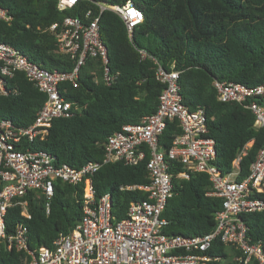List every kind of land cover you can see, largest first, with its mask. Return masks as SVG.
<instances>
[{"label": "trees", "instance_id": "trees-1", "mask_svg": "<svg viewBox=\"0 0 264 264\" xmlns=\"http://www.w3.org/2000/svg\"><path fill=\"white\" fill-rule=\"evenodd\" d=\"M131 2L143 15L128 39L122 20L99 6L124 5ZM10 21L0 20V44L11 46L43 70L69 73L73 64L68 56L57 53L55 37L49 28L61 25L66 17L84 19L90 10L99 17L100 37L107 49L109 73L113 83L100 81L101 63L88 59L82 67L77 86L64 83V99L77 109L68 118L52 122L48 135L34 142L31 149L50 156L55 165L79 169L87 163H101L103 145L124 125L138 124L153 114L164 86L155 79L156 64L164 70L179 72L181 103L189 111L203 110L208 138L214 141V164L222 174L231 171L232 162L245 150L239 163L242 180L264 144V129L255 128L254 116L242 104L221 103L216 99L213 81L264 87V0H79L72 8L57 9V0H0ZM137 49L147 58L142 59ZM6 95L0 96V120L17 127H28L46 97L23 73L5 79ZM264 107V97L257 100ZM181 131L177 122H167L159 137V148L166 151ZM128 166L122 162L102 164L92 177L95 199L109 194L113 214L125 217L128 206L146 200L143 191L119 190L120 187L145 186L149 183L145 162ZM172 178L171 197L161 214L166 222L162 234L195 237L210 233L215 214L221 209L219 198L207 196L208 176L187 173L179 163H169ZM83 185L71 186L60 181L53 184L49 213L45 199L28 192L26 219L21 207L7 209V233L21 223L28 229V248H50L59 234H68L81 219ZM264 201V193L260 196ZM246 237L264 248V211L241 215ZM210 255L222 257L216 264H239L238 253L219 241ZM24 254L8 251L0 245V264H22ZM250 264H257L251 261Z\"/></svg>", "mask_w": 264, "mask_h": 264}, {"label": "built area", "instance_id": "built-area-1", "mask_svg": "<svg viewBox=\"0 0 264 264\" xmlns=\"http://www.w3.org/2000/svg\"><path fill=\"white\" fill-rule=\"evenodd\" d=\"M79 0H57V9H72ZM117 15L123 22L128 39L133 29L143 21L142 13L131 2L124 5L99 6ZM88 10L84 19L66 17L60 26L53 24L56 51L68 56L73 64L69 73L43 70L11 46L0 44V96L6 95L5 79L23 73L27 81L46 99L28 127H17L8 120H0V245L8 251L24 254L22 264H216L222 257L208 254L215 241L236 251L239 264H264V248L246 237L241 215L264 211V144L249 167V174L239 180L243 150L232 162L231 171L222 174L216 165L214 141L208 138V126L203 110L189 111L181 103L179 72L164 70L156 64L155 79L164 86L158 97L156 111L138 124L124 125L103 145L102 164L122 162L137 166L145 162L149 183L145 186L120 187L119 190H139L146 193L144 201L131 203L125 217L113 214L111 196L95 199L93 175L101 163H87L79 169L55 165L47 154L31 149L30 145L48 135L52 122L72 115V104L64 99L60 87L69 83L77 86V77L88 59L101 63L100 81L113 83L115 76L107 67V49L100 37L99 17L92 18ZM0 20L9 22L7 10L0 7ZM142 59L143 50L137 49ZM216 99L221 103L242 104L254 116L255 128L264 129V107L257 100L264 97V87H248L240 83L213 81ZM176 121L180 135L174 138L166 151L159 148V137L167 122ZM179 163L187 173L208 176L210 191L207 196L219 198L221 209L215 214L210 233L195 236H166L162 229L166 222L161 214L171 197L172 176L169 163ZM60 181L71 186L83 185L81 219L68 234H59L50 248H28L29 232L19 223L9 233L5 215L13 206L21 207V216L29 219L26 201L28 192H36L45 199V213L53 184Z\"/></svg>", "mask_w": 264, "mask_h": 264}, {"label": "rangeland", "instance_id": "rangeland-1", "mask_svg": "<svg viewBox=\"0 0 264 264\" xmlns=\"http://www.w3.org/2000/svg\"><path fill=\"white\" fill-rule=\"evenodd\" d=\"M251 146V143L247 144L244 149H248Z\"/></svg>", "mask_w": 264, "mask_h": 264}, {"label": "crops", "instance_id": "crops-1", "mask_svg": "<svg viewBox=\"0 0 264 264\" xmlns=\"http://www.w3.org/2000/svg\"><path fill=\"white\" fill-rule=\"evenodd\" d=\"M244 150H246V149H244Z\"/></svg>", "mask_w": 264, "mask_h": 264}]
</instances>
